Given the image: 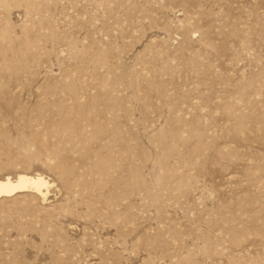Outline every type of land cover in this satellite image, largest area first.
Segmentation results:
<instances>
[{
	"label": "rangeland",
	"instance_id": "obj_1",
	"mask_svg": "<svg viewBox=\"0 0 264 264\" xmlns=\"http://www.w3.org/2000/svg\"><path fill=\"white\" fill-rule=\"evenodd\" d=\"M0 264H264V0H0Z\"/></svg>",
	"mask_w": 264,
	"mask_h": 264
},
{
	"label": "bare ground",
	"instance_id": "obj_2",
	"mask_svg": "<svg viewBox=\"0 0 264 264\" xmlns=\"http://www.w3.org/2000/svg\"><path fill=\"white\" fill-rule=\"evenodd\" d=\"M49 182L42 175L19 174L15 179L6 177L0 179V199L10 198L20 193L34 192L44 195L49 188Z\"/></svg>",
	"mask_w": 264,
	"mask_h": 264
}]
</instances>
